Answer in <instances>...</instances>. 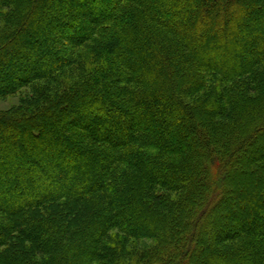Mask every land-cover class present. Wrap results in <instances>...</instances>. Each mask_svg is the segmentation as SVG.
<instances>
[{
    "label": "trees",
    "instance_id": "16d2710c",
    "mask_svg": "<svg viewBox=\"0 0 264 264\" xmlns=\"http://www.w3.org/2000/svg\"><path fill=\"white\" fill-rule=\"evenodd\" d=\"M39 81L0 264H264V0H0V96Z\"/></svg>",
    "mask_w": 264,
    "mask_h": 264
},
{
    "label": "rangeland",
    "instance_id": "374dc122",
    "mask_svg": "<svg viewBox=\"0 0 264 264\" xmlns=\"http://www.w3.org/2000/svg\"><path fill=\"white\" fill-rule=\"evenodd\" d=\"M44 83H45L44 81H39L35 83L33 86L29 88H25L22 91L18 92L17 94H11L8 96H0V113H9L11 111H17L20 109L27 108L29 105H32L33 100H34L33 98H32L33 100L31 99L32 93H33L32 89H36L37 87L49 88L48 86L51 83L50 84L48 82L45 84ZM240 168H242V166ZM64 179L66 180L71 179L68 173L66 174V177L59 176L58 178L59 181H62Z\"/></svg>",
    "mask_w": 264,
    "mask_h": 264
}]
</instances>
